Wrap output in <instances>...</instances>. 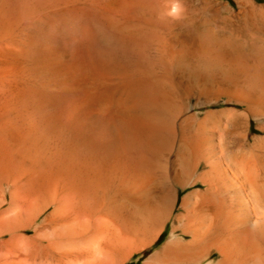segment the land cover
Wrapping results in <instances>:
<instances>
[{
  "label": "bare ground",
  "instance_id": "1",
  "mask_svg": "<svg viewBox=\"0 0 264 264\" xmlns=\"http://www.w3.org/2000/svg\"><path fill=\"white\" fill-rule=\"evenodd\" d=\"M10 1L0 264H264V3L234 0L197 31L179 0H88L86 102L41 108V169H13Z\"/></svg>",
  "mask_w": 264,
  "mask_h": 264
},
{
  "label": "rangeland",
  "instance_id": "2",
  "mask_svg": "<svg viewBox=\"0 0 264 264\" xmlns=\"http://www.w3.org/2000/svg\"><path fill=\"white\" fill-rule=\"evenodd\" d=\"M179 1L184 5L183 9L189 11L188 17L194 24L196 23L197 31L204 28V22L205 25H212V22L215 21H213L214 17L218 21L223 16H228L227 9L232 11L238 9L234 0H212L213 4L204 3L207 0ZM257 1L264 3V0ZM10 3L12 5L11 17L13 18L10 65L12 76L9 87L11 124L10 147L7 152L9 156L7 154L8 158H4L5 161H9L10 167L16 166L13 169L19 167L20 169H22L21 167L23 169H41V111L45 108L44 106H61L76 101L86 102V96L83 93L87 94L88 92L87 79L90 69L89 49L91 45V31H89L91 18H88L90 15L88 0H11ZM211 6L212 8H209ZM213 7L220 9L219 14L213 11ZM191 14L196 15V18ZM97 41V45H99V38ZM71 70H75V72L77 70L78 76L75 77L74 71ZM66 71L67 73H65ZM83 86L84 88H82ZM2 90L0 87V98L3 94ZM76 96L81 97L76 98ZM232 107L220 102L210 109L225 110ZM251 121V134L259 133L254 130L255 120L251 119ZM1 158L3 157L1 156ZM2 160H0V164ZM0 167L2 169L1 165ZM199 169H204V166H200ZM196 188L192 187L186 191ZM0 190L5 196H9L10 190L6 184L2 185ZM7 206L6 202L0 207L2 218H5ZM41 220L42 218L38 220L37 226H41ZM33 234L34 231L31 229L26 236ZM8 238L9 236L5 240ZM142 259L139 258L140 262L137 264H141Z\"/></svg>",
  "mask_w": 264,
  "mask_h": 264
},
{
  "label": "clouds",
  "instance_id": "3",
  "mask_svg": "<svg viewBox=\"0 0 264 264\" xmlns=\"http://www.w3.org/2000/svg\"><path fill=\"white\" fill-rule=\"evenodd\" d=\"M172 11L168 13L169 16L178 17L181 12V6L178 2L172 3Z\"/></svg>",
  "mask_w": 264,
  "mask_h": 264
}]
</instances>
